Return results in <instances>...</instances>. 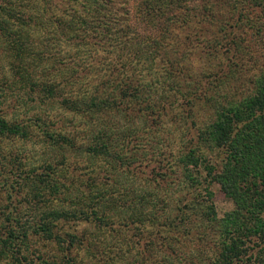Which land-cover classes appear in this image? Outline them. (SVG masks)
<instances>
[{
    "label": "trees",
    "instance_id": "16d2710c",
    "mask_svg": "<svg viewBox=\"0 0 264 264\" xmlns=\"http://www.w3.org/2000/svg\"><path fill=\"white\" fill-rule=\"evenodd\" d=\"M132 2L0 0V264H264V0Z\"/></svg>",
    "mask_w": 264,
    "mask_h": 264
},
{
    "label": "rangeland",
    "instance_id": "374dc122",
    "mask_svg": "<svg viewBox=\"0 0 264 264\" xmlns=\"http://www.w3.org/2000/svg\"><path fill=\"white\" fill-rule=\"evenodd\" d=\"M132 0H112V8L117 13V16L119 18H124L125 22L128 23L130 28L135 30L134 33H136L135 36L138 37H148V35H152V28L154 27V23H160L157 19V22H154L155 18H150L151 15L149 14V19L146 21H140V18H138V10L135 11V6L132 4ZM196 3V2H195ZM219 7V5H216ZM134 10V11H133ZM135 13V15H132ZM138 13V14H136ZM129 15V16H128ZM178 26L171 29V36L174 38H164L160 40V47L156 46L157 50L154 51L155 58L153 59L154 63H158L159 66L163 64L164 60L169 58V60H172V62H176L178 66H181L182 69H185V73L188 75H191V78H196L200 72H202L205 69L211 68L212 65H214V62H210L209 57L206 53H202L201 50H198L199 46L194 45L197 38H201L203 36L204 31H195L193 34L192 30L195 27L192 28H186L185 25H181L180 22L177 20ZM188 26V25H187ZM189 27V26H188ZM190 32V34H189ZM199 32V33H198ZM188 39L191 40L189 42L184 41V35H187ZM208 34V33H206ZM205 34V36H206ZM176 37V38H175ZM169 38V37H168ZM154 45V44H153ZM137 46V45H136ZM155 48V47H154ZM112 52V51H111ZM167 56L165 55V53ZM114 55V54H113ZM155 66V64H153ZM156 67V66H155ZM146 72V71H144ZM144 72H142L144 74ZM141 73V74H142ZM145 75V74H144ZM148 79V75L146 76ZM162 107V108H161ZM159 117H161V120L164 124L162 126L168 127L170 125L171 120L170 114L167 112V107H165L163 104L159 105ZM165 110V111H164ZM164 132V130H163ZM161 130L159 131L158 137H161L162 144H166L167 136L163 133ZM170 134L175 137L177 133V130L173 129ZM177 139V138H175ZM173 143V140H172ZM160 145V144H159ZM165 148L163 147V150ZM211 189L213 191V202L215 205V209L218 214L223 213L224 211L230 209L231 203L230 201L218 190L217 186L213 184L211 186Z\"/></svg>",
    "mask_w": 264,
    "mask_h": 264
}]
</instances>
